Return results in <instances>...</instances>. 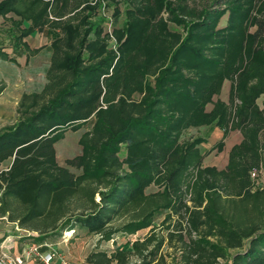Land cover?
Instances as JSON below:
<instances>
[{
    "label": "trees",
    "instance_id": "obj_1",
    "mask_svg": "<svg viewBox=\"0 0 264 264\" xmlns=\"http://www.w3.org/2000/svg\"><path fill=\"white\" fill-rule=\"evenodd\" d=\"M109 1L114 17L124 3L123 21L105 32L91 19L98 0H0V16H16L14 53L31 51L33 30L51 48L40 90L22 92L0 128V217L39 244L75 227L102 241L148 229L85 264H264V184L251 176L264 179V0ZM224 80L228 101H214ZM87 121L79 154L58 164L54 143ZM206 125L223 131L218 150L241 133L222 169L202 164L203 137L180 140Z\"/></svg>",
    "mask_w": 264,
    "mask_h": 264
},
{
    "label": "rangeland",
    "instance_id": "obj_2",
    "mask_svg": "<svg viewBox=\"0 0 264 264\" xmlns=\"http://www.w3.org/2000/svg\"><path fill=\"white\" fill-rule=\"evenodd\" d=\"M76 0H68V6H71ZM94 1V0H92ZM97 6L92 11L91 19H100L103 31L110 32L113 27H120L123 21V6L124 3L119 2L117 7L119 14L114 17L112 14V4L109 0H98ZM225 0H188V6L200 9L204 4L212 5L213 7L223 6ZM53 6V5H52ZM166 16V13H162ZM15 15L8 12L4 17L0 16V51H5L10 54L12 38L9 33L8 27L10 25V18H14ZM262 17V16H261ZM226 21V14H224L219 22L218 26H223ZM26 25V23H23ZM171 30L181 31V27L172 23L167 24ZM256 26H251L249 31H254ZM262 46L264 47V33ZM33 47H38L35 53L27 54L26 52L18 57H15L13 61L0 59V128L14 122L15 105L22 92L38 91L45 82L44 70L47 65L49 57L48 41L39 32H34L24 38ZM112 40L110 41V47H112ZM230 87V81L224 80L220 93L213 97V100L221 99L228 101V92ZM134 98H138L137 94L133 95ZM264 101V94L258 99L257 103L262 107ZM212 108V104L206 105V110L209 111ZM89 127V121L84 123L80 128L75 131L67 129L63 133V137L54 143L55 159L58 164L64 165V160L74 155L79 154L80 146L77 143L79 135ZM239 131V130H238ZM237 129H231L225 140L232 139V135L238 132ZM222 129L214 125H206L200 127L188 128L180 135V140L184 141L189 138L197 136L203 137L204 142L200 144V150L203 153V165H215L222 167L226 161V150L223 146L222 150H218L217 142L222 137ZM263 135V134H262ZM231 141V140H230ZM225 145V144H224ZM7 161H4L1 166H5ZM70 171L78 173L79 169L74 167H68ZM260 184H264V179L261 175ZM157 187L150 184L145 188V192L155 191ZM162 216L160 215L155 219V224H159ZM13 223V222H12ZM15 224L11 225L4 217H0V234H9L16 232ZM147 228L140 229L134 234L128 236L115 235L108 241L98 240L97 235L87 233L84 229L74 228L70 230L61 231L60 234L50 236L46 239L48 249L54 251L56 255H60L66 261L74 264H85L84 257L93 249H101L109 252L110 250L121 246L125 240L141 238L147 232ZM20 243L26 242V240H19ZM45 247V246H44ZM237 250H230V254ZM229 259H221L217 264H229Z\"/></svg>",
    "mask_w": 264,
    "mask_h": 264
},
{
    "label": "built area",
    "instance_id": "obj_3",
    "mask_svg": "<svg viewBox=\"0 0 264 264\" xmlns=\"http://www.w3.org/2000/svg\"><path fill=\"white\" fill-rule=\"evenodd\" d=\"M251 176L257 179V184L261 180L257 177L256 171H252ZM17 232L19 228L15 226ZM0 234V264H74L66 261L54 251L42 247H48L47 243L23 242L19 239V233Z\"/></svg>",
    "mask_w": 264,
    "mask_h": 264
},
{
    "label": "crops",
    "instance_id": "obj_4",
    "mask_svg": "<svg viewBox=\"0 0 264 264\" xmlns=\"http://www.w3.org/2000/svg\"><path fill=\"white\" fill-rule=\"evenodd\" d=\"M14 18H16V16H15ZM23 23H26V25H23ZM22 26H27V22H24V21H23V22H22ZM11 28H12V26H11V23H10V25H9V27H8V30H9V33H10L11 38H12ZM34 32H39V33H41L42 36H44V37L46 38V40L48 41V47H49V51H48V53H49V57H50V53H51V48H50V46H49V42H50V40L47 38V36L44 34L43 31L33 30V31L30 32L28 35H30V34H32V33H34ZM15 33H16V30H15ZM28 35H26V36H28ZM26 36H24V37L22 38V41L27 45L28 49L31 50L30 52H29L28 50L24 49L23 47H21L20 50H18V51L16 50V52L14 53L13 50H12V44H11V51H10V54H9V53H6L5 51H3V52H5V53L7 54L8 57H12L13 59H15V57H18V56L23 55L25 52H26L27 54H31V53L33 54V53H35V52L38 50V47H33V48H32V46L29 44V42H28L26 39L24 40V38H25ZM32 50H35V51H32ZM1 51H2V50H1ZM49 57H48V61H47V65H46V67L48 66V63H49ZM0 59H2V58H0ZM2 60H8V59H2ZM8 61H11V60H8ZM46 67H45V68H46ZM44 71H45V70H44ZM16 103H17V102H16ZM15 106H16V105H15ZM12 122H13V121H12ZM12 122H11V123H12ZM11 123H10V124H11ZM237 131H238V130H237ZM231 138H233V140H232V139H229V141H228V140H225V142H224V144H225L224 146H225V148H227V150H226V161L224 162V164H223L222 167H218L219 169H222V168L225 167V165L227 164L228 151H229L230 147H231L233 144L240 142L242 136H241V133L238 131L237 133H234V134L232 135ZM230 140H231V141H230ZM9 223H10L11 225L14 224V223H12V222H9ZM16 232H17V231H16ZM12 233H15V231L12 232ZM17 233H19L20 235H23V234H25V231L22 230V229H19V232H17Z\"/></svg>",
    "mask_w": 264,
    "mask_h": 264
}]
</instances>
